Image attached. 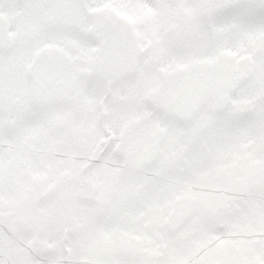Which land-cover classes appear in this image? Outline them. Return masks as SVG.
<instances>
[{
  "label": "flooded vegetation",
  "instance_id": "1",
  "mask_svg": "<svg viewBox=\"0 0 264 264\" xmlns=\"http://www.w3.org/2000/svg\"><path fill=\"white\" fill-rule=\"evenodd\" d=\"M56 14V10L36 11L35 20L38 25L22 24L13 29L12 55L0 57V72H3L5 78H0V85H7L8 76H16V115L19 126L26 120L35 119L41 124L44 135L41 143L39 136L26 138L28 144L22 140L21 152L26 149L34 157L48 159V168L51 165L49 158L54 163L57 160L62 162L64 167L42 169L41 172H82L86 186L90 188L91 198L95 202V197L105 198L100 203L104 204L107 214L114 215V223H132L133 218L124 216L123 212L129 209L126 206L128 201L135 206L141 204V200H133L136 194H146L147 190L155 187L161 191L160 196L165 195L168 164L177 161L182 153L181 137L174 135L179 131L170 127L173 115L166 110L162 111L159 115L166 136L158 152H155V128L150 127L145 120L126 121L122 124L110 120L98 121L96 110L89 105H84L85 110L82 112L74 107L76 103H73V98L84 96L88 89H95L99 85L103 76L100 73L103 57L101 50L96 48L89 56L86 53L79 56V65H72L73 59L77 57H72L71 19L68 24L62 18L57 19ZM75 67L85 75L84 82L73 75ZM162 88L158 101L169 95L168 90L165 92L167 86L163 85ZM227 91L220 89L222 95ZM160 105H163L161 101ZM216 109L219 108L208 109L213 117H216ZM198 111L200 108H193L189 113L195 119ZM192 134L195 172V121ZM74 158L79 163L72 168ZM94 192H98L99 197ZM104 221L110 222V216L106 215ZM91 261L92 257L86 255L79 257L77 262L71 260L70 264H90Z\"/></svg>",
  "mask_w": 264,
  "mask_h": 264
},
{
  "label": "rangeland",
  "instance_id": "2",
  "mask_svg": "<svg viewBox=\"0 0 264 264\" xmlns=\"http://www.w3.org/2000/svg\"><path fill=\"white\" fill-rule=\"evenodd\" d=\"M87 2L86 3V9L88 11L97 9L98 13L107 12L110 10H117L118 1L117 0H81V2ZM166 3H168V7H159V9L154 13L153 18H147L149 20V23L147 25H144L141 21H138L139 25L141 26H133V37L130 39H136V43L138 46H141L142 48L132 49L129 45L130 40L127 42V48L122 52L121 56L119 53H115L113 55L114 58H121V60H124V66L123 68H120V73H122L123 80L125 79L126 82L129 80L132 84V89L134 90L135 95V101L133 103H139V100L147 98L150 94L154 92H160L161 88L159 87V80L156 76L157 69L160 68V66H165L167 62V55L165 53H175L176 47L181 49L182 54L188 53V58L192 61L193 57L198 58L197 52H200V48L198 50L195 49V45L198 46V41L201 42V47L207 48L206 46L212 42L214 37L221 36V34L225 31L224 21H231V13L228 12V16L225 13L227 9L233 8L237 9L241 8L240 2L235 3V0H164ZM42 0H0V8L2 6H7L8 8H12L10 13L15 14L17 13V8H20L21 5H24V8H26L27 11H23L22 15L29 19L31 15V10H34L36 8H39L38 3H41ZM158 3V0H157ZM178 5H173V4ZM106 4V7L104 8L103 5ZM161 3H159L160 5ZM250 8H261L259 10L258 16H251L252 19L256 22H258V25L264 26V0H252L249 4H247ZM246 8V7H245ZM102 9V10H99ZM195 15V20H202L205 22L207 31L202 35V38L199 36L193 35L191 32V29L186 25L183 26V22L188 23V20L182 21L180 23V16L181 15ZM153 15V14H152ZM204 15L205 17H203ZM243 18H247L248 14L243 13ZM249 18V17H248ZM106 23L108 20L104 18ZM103 19V21H104ZM16 20V19H15ZM114 24H109V28L112 31H117L118 27H122V29L126 32L129 31L130 26L126 24L124 21H122L118 16H115V19L113 21ZM18 24L17 22H14V25ZM108 24V23H107ZM90 28V23L88 22V29ZM76 32H81L79 28V23L77 20V27L72 29V33L75 34ZM84 32H82L83 34ZM72 34V35H73ZM161 34V36H160ZM199 37V38H198ZM129 38V37H128ZM74 43V40H71ZM263 46L264 49V33L258 34V37L252 38V40L248 44V51L247 53H252L255 49L261 48ZM215 47V46H214ZM183 59V58H182ZM190 61V62H191ZM203 59L198 61V63H201ZM187 63L183 68H177L174 63L170 65H166L167 68V80L173 81L176 78V81L172 83L174 87L176 88V91L172 89L168 90L166 88L168 96H173V93H175V97L178 101V106L171 108L173 112L171 114L175 115L179 119H189V110L196 108L195 102L196 99H200V95L203 93L206 89H213L215 88L213 83H209V80H205L206 77L203 76L205 73H209L205 71L203 65L198 64L197 69L198 72L195 71V67H193L192 64ZM190 69V70H188ZM245 70V69H243ZM217 73H220L218 70H216ZM174 73V74H173ZM177 73H180L183 76L177 77ZM0 78L5 79L3 76V72H0ZM179 78L186 79L183 81V85L178 84L177 81ZM7 85L3 84L0 85V102L5 97H7L8 94L11 92L9 90L14 89L16 86L12 87L10 86V76L8 77ZM14 80L16 81V77H14ZM14 81V82H15ZM124 81V82H125ZM164 84V83H163ZM162 84V85H163ZM178 84V85H175ZM167 86L166 84H164ZM135 87H138L134 89ZM261 88V86H260ZM264 90V80L262 84V88ZM189 94V97H187L185 94ZM264 93V92H263ZM118 92L111 91L110 92V100L113 99V101L120 98L118 95ZM167 96V97H168ZM167 97L164 99L163 97L159 99L161 103L163 104L162 108L166 109L167 104ZM130 99H132L130 97ZM133 101V100H131ZM114 103V102H113ZM15 104H16V96H12L10 100V105H8L7 108H5L4 105L0 104V128H1V122L5 121L4 124L7 127L6 130H10L13 132H16L17 124L15 123L14 119H10L11 116H14V110H15ZM264 104V102H263ZM83 106V107H82ZM74 107H77L81 112L85 110L84 103H76ZM73 107V108H74ZM112 107V106H111ZM175 111V112H174ZM7 121V124H6ZM40 124V123H39ZM12 125V126H11ZM10 126V127H9ZM242 160V161H241ZM243 159H240L239 161L234 163V170L235 172H223V176L220 180H214L213 173L214 169L211 167H208V165L205 166L204 171L202 175H198L200 178L198 183L195 186V191L189 188V194H193L198 197L199 199V206L206 208L209 210V214L211 216L209 221L215 224L213 226L214 228V234L216 235V238L211 237V239L208 241V245L198 248V250H208L212 253H218L219 250L224 249L229 253L233 250V247L235 248L234 244L240 243L242 241L249 240L246 237L245 231H246V225L240 224L237 225L235 223H229V227H226L225 224H216L217 220L215 218H221L227 219L228 215L232 213V210L229 208L231 205V202L233 201H241L242 203L245 202L247 198L249 197L250 193L248 192V189L255 188L256 185L259 184L257 188L259 190H264V185L261 182L256 183L253 185L256 181H260L258 178H254L251 176V174L248 173V183L245 184V181H243L242 178V172H264V170L261 171V166H254L252 163H248ZM14 164L15 167L12 165ZM26 163H23L25 165V169H29L28 165ZM5 169L14 170V168L17 169V164L11 163L6 161L4 164ZM244 167V168H242ZM242 168V169H241ZM245 169V170H244ZM29 173V172H27ZM257 174V173H254ZM261 176L260 174H258ZM264 176V175H263ZM249 177H251V181H249ZM177 188V187H176ZM176 188H173L170 190L166 197H169L171 195V191L175 192ZM35 188L33 190L34 194L39 196V191L36 193ZM217 189L220 191V198L217 202L214 204H211L209 200V194L212 190ZM41 194L43 195L44 192L42 191ZM155 205V206H153ZM153 207L149 209L148 213L144 214L143 217H141V220L145 221L147 223V227H157L159 228L161 223V216L165 215V212L162 213V210H164V205H161L159 202H154ZM233 205H235L233 203ZM232 205V206H233ZM230 210V212H229ZM165 211V210H164ZM214 217V218H213ZM159 220V222H158ZM36 220L35 222H37ZM34 222V224H35ZM197 222V219H196ZM212 225V224H211ZM51 226L49 224H43L41 226V223L38 222V225L35 224V231H36V237L42 242V247L46 250L45 256L52 259H57V263L60 257H58V254L61 252L58 248L59 241H56L57 239L54 237L53 239H44L41 236H45L50 231L51 234ZM78 226V225H77ZM37 228V229H36ZM43 228V229H41ZM189 228V227H188ZM31 229H34L33 227ZM65 229V239L71 240L74 242L73 247L74 249L79 251L83 254L87 252V254H90V249H93L94 251L91 252L92 261L90 264H131L134 261L138 260L140 256V252H142L143 249H141V246H138L135 242H139V238L135 235H130L128 237H123L121 240V250H117V241H118V232H112L105 240L106 242L97 243L95 241L91 240H78L77 236L73 235V229L70 228V230ZM54 234V232H53ZM154 237V240L159 243L160 241H163L162 238ZM220 237V238H219ZM59 239L62 238L61 235L58 237ZM182 237L175 238L177 241H173V243H183ZM217 239V240H216ZM220 239V240H219ZM56 241V242H55ZM256 243L262 244V248L264 249V236H258V238H255ZM253 242V243H254ZM243 243V242H242ZM247 246V244H246ZM162 248V247H160ZM249 247H246L244 249H247ZM204 252L205 256L208 258H214L215 254ZM2 253L0 252V264H6L1 262L2 260ZM119 253V255H117ZM259 252L251 251V258L249 260V264H264V252L262 255L258 254ZM117 255V256H116ZM55 256V257H54ZM118 257V258H117ZM154 258L152 255H149L147 257V263L143 262L142 264H149L150 259L152 260ZM228 255H225V258L222 260H218L219 258L208 260L206 261V264H233L231 262H228ZM230 259V258H229ZM199 258H195V264H202L199 262ZM49 261V260H48ZM56 263V264H57ZM194 263L193 259H190V263ZM12 264V262L10 263ZM48 264H54L49 261Z\"/></svg>",
  "mask_w": 264,
  "mask_h": 264
},
{
  "label": "trees",
  "instance_id": "3",
  "mask_svg": "<svg viewBox=\"0 0 264 264\" xmlns=\"http://www.w3.org/2000/svg\"><path fill=\"white\" fill-rule=\"evenodd\" d=\"M117 1H118V5H117L116 11L119 17L127 20V22L131 24V28L133 26H140L138 21H141L142 23H144V25H147V23H149V20L147 18H153L154 13L159 9V7H165V6L168 7V3H166L164 0H158V3H157V0H117ZM247 1H250V0H247ZM159 3L161 4L159 5ZM173 5H177V4L174 3ZM192 27L195 29V21L193 22ZM257 29L262 30L261 28H257ZM132 30L133 29H131V31ZM259 32H264V28L262 31H259ZM251 33L255 35L258 32H251ZM131 35L132 34H130V36ZM128 40L132 42L136 39L127 38V41ZM119 43H120L119 45L120 53L119 54L121 56L122 50L124 49L126 44L123 43L121 39H119ZM232 51L237 53V57H234V60L235 61L241 60L239 58L240 56L238 55V48H233ZM259 54L264 56V49H262V53H257V55ZM227 62L231 64L230 62L232 61L228 60ZM246 68H247V72L249 73L251 72L255 74L254 77H251L253 81H258L259 78H260V82L263 81L262 79L264 77V61L261 62L257 70L252 69V65L249 62L247 63ZM255 77H259V78H255ZM257 196H258L257 198L249 199L245 205L241 203H237L231 209L232 210L231 215L237 217L232 221L233 223L238 224L247 217H249L248 219H250L251 221H255L256 219L261 218V221L264 227V193L258 194ZM197 213L200 216H204V215H201L202 212H199V210L197 211ZM217 223H222L221 219H217ZM225 226L229 227L230 224L225 225ZM246 226L250 227L251 226L250 222L247 223ZM261 230H262V234H264V228H261Z\"/></svg>",
  "mask_w": 264,
  "mask_h": 264
},
{
  "label": "water",
  "instance_id": "4",
  "mask_svg": "<svg viewBox=\"0 0 264 264\" xmlns=\"http://www.w3.org/2000/svg\"><path fill=\"white\" fill-rule=\"evenodd\" d=\"M11 40L9 37V24L6 19L0 16V54L8 55L11 52ZM162 74V73H160ZM153 97L147 100V104L153 107L155 112L156 108L153 104ZM169 105H172L169 104ZM163 137V130L159 131L158 141L160 142ZM220 174H216L219 177ZM53 192L49 193V198H52ZM218 197L217 192H213L210 196L211 200H216ZM195 205V199L191 196H182L175 198L170 209L168 218L164 222V228L168 234H174L192 215Z\"/></svg>",
  "mask_w": 264,
  "mask_h": 264
}]
</instances>
